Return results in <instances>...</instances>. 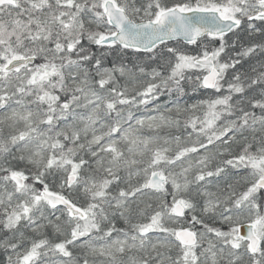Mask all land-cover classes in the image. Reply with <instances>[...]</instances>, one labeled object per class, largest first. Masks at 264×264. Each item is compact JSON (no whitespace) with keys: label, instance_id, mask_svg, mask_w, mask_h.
<instances>
[{"label":"snow or ice","instance_id":"obj_1","mask_svg":"<svg viewBox=\"0 0 264 264\" xmlns=\"http://www.w3.org/2000/svg\"><path fill=\"white\" fill-rule=\"evenodd\" d=\"M0 264H264V0H0Z\"/></svg>","mask_w":264,"mask_h":264},{"label":"trees","instance_id":"obj_2","mask_svg":"<svg viewBox=\"0 0 264 264\" xmlns=\"http://www.w3.org/2000/svg\"><path fill=\"white\" fill-rule=\"evenodd\" d=\"M0 257H2V254H0Z\"/></svg>","mask_w":264,"mask_h":264}]
</instances>
